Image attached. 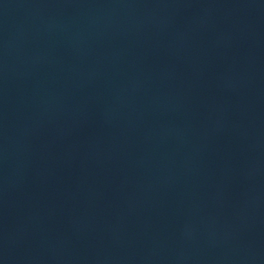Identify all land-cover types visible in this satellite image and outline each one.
<instances>
[{"label":"water","instance_id":"water-1","mask_svg":"<svg viewBox=\"0 0 264 264\" xmlns=\"http://www.w3.org/2000/svg\"><path fill=\"white\" fill-rule=\"evenodd\" d=\"M0 264H264V0H0Z\"/></svg>","mask_w":264,"mask_h":264}]
</instances>
